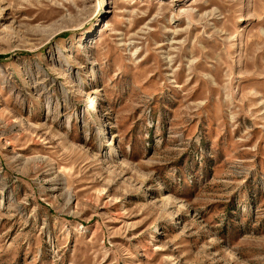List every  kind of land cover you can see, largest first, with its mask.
<instances>
[{
    "label": "rangeland",
    "instance_id": "rangeland-1",
    "mask_svg": "<svg viewBox=\"0 0 264 264\" xmlns=\"http://www.w3.org/2000/svg\"><path fill=\"white\" fill-rule=\"evenodd\" d=\"M0 264H264V0H0Z\"/></svg>",
    "mask_w": 264,
    "mask_h": 264
},
{
    "label": "bare ground",
    "instance_id": "bare-ground-1",
    "mask_svg": "<svg viewBox=\"0 0 264 264\" xmlns=\"http://www.w3.org/2000/svg\"><path fill=\"white\" fill-rule=\"evenodd\" d=\"M112 143V142H111Z\"/></svg>",
    "mask_w": 264,
    "mask_h": 264
}]
</instances>
